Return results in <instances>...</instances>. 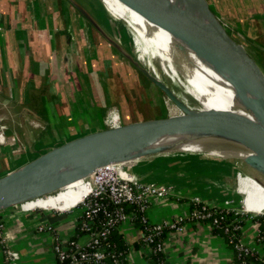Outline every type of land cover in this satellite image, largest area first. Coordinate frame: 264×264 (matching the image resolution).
I'll return each mask as SVG.
<instances>
[{
	"label": "crops",
	"instance_id": "0c3cea01",
	"mask_svg": "<svg viewBox=\"0 0 264 264\" xmlns=\"http://www.w3.org/2000/svg\"><path fill=\"white\" fill-rule=\"evenodd\" d=\"M208 1L217 15L235 22L241 36L257 43L263 55L264 0ZM88 5L81 0H0V96L9 101L8 116L16 122L0 138V175L13 168L11 161L21 163L46 148L104 128L111 110L121 124L146 118L158 107L146 101L142 82L146 75L128 56L127 39L119 40ZM148 161L143 170L158 171L163 177L153 181L163 182L167 177L172 183L169 196L152 200L148 215L153 221H170L187 212L197 195L214 205L237 202L234 190L213 176L200 177L206 171L203 167L184 168L199 174L198 180L190 182L177 177L171 167L169 171L164 168L166 163ZM240 183L248 187L242 191L249 193L251 185ZM62 195L22 204L30 210L19 205L0 210L6 242L19 251L21 264H55V235L68 238L75 233L76 209L56 208ZM231 207L238 209L243 220L242 240L253 246L259 221L237 203ZM48 224L50 228L45 227ZM119 230L129 243L132 263L152 264L142 246L133 244L142 235L138 226L126 223ZM255 246L264 256L262 244ZM163 254L165 264H235L232 248L202 221H187L181 230L167 229ZM0 264H4L1 244Z\"/></svg>",
	"mask_w": 264,
	"mask_h": 264
},
{
	"label": "water",
	"instance_id": "95a60500",
	"mask_svg": "<svg viewBox=\"0 0 264 264\" xmlns=\"http://www.w3.org/2000/svg\"><path fill=\"white\" fill-rule=\"evenodd\" d=\"M121 1L178 35L224 69L236 94L254 117L226 109L188 108L166 83L128 54L180 111L87 132L31 156L0 175V210L54 193L89 177L103 165L165 150L143 149L163 133L196 132L238 141L254 152L245 156L244 161L264 171V71L244 45L229 34L208 0H183L184 6L170 0Z\"/></svg>",
	"mask_w": 264,
	"mask_h": 264
},
{
	"label": "bare ground",
	"instance_id": "6f19581e",
	"mask_svg": "<svg viewBox=\"0 0 264 264\" xmlns=\"http://www.w3.org/2000/svg\"><path fill=\"white\" fill-rule=\"evenodd\" d=\"M170 1L173 4L184 6L183 0ZM193 11L196 12L195 9ZM91 12L119 40L125 42L126 38V41L129 39L136 58L141 64L157 79L164 83L165 79L169 80L168 84L174 94L188 108L195 110L226 109L254 117L250 109L236 94L227 72L195 51L178 35L146 18L121 0H94ZM116 20H123L125 23L121 31L115 27L114 21ZM161 148H165V150L143 155V158L166 163L177 155L200 157L207 155L213 160H221L230 164L233 159H243L254 153L251 148L238 141L223 136L196 132L163 133L143 149L152 151ZM141 156L113 162L104 167L111 168L113 164L121 167L126 163H135ZM213 160H201L203 169H206V165L221 166L217 163L214 165ZM237 178L247 185L256 186V190L264 197L263 183L239 169ZM94 180L96 177H92L91 174L89 177L80 178L54 193L37 198H49L56 193L64 194L56 201V205L58 204L56 208L68 210L88 195ZM257 209L250 212H264V209Z\"/></svg>",
	"mask_w": 264,
	"mask_h": 264
},
{
	"label": "built area",
	"instance_id": "2783aa9c",
	"mask_svg": "<svg viewBox=\"0 0 264 264\" xmlns=\"http://www.w3.org/2000/svg\"><path fill=\"white\" fill-rule=\"evenodd\" d=\"M106 122L110 126L120 124L118 114L111 110L106 117ZM107 165L95 170L94 174L97 175L91 191L82 201L72 207L82 208L77 217L75 231L78 228L83 231V234L76 239L72 236L62 238L55 235L52 242L56 257L55 264H133L128 252L123 253V250H119L115 243L108 241L114 228H122L126 223L134 225L133 219L139 217V220L145 223L147 232L145 233L144 228L138 227L142 235L136 241L142 240L141 246L145 252L151 249L163 250V238L158 239V235L165 227L181 230L185 222L202 221L211 214L210 203L194 196L192 200L201 203L200 208L177 214L170 221H150L146 212L152 200L169 196L172 192L171 186L140 180L123 169L115 173L107 172L103 169ZM19 205L23 208L22 203ZM126 205H131V210H126ZM217 219L218 217L213 218L212 224L217 223ZM50 226L48 224L45 227L50 228ZM0 244L4 264H21L19 251L10 247L6 242L2 221H0ZM234 246L244 252L257 248V246L245 243L241 237ZM260 264H264V258Z\"/></svg>",
	"mask_w": 264,
	"mask_h": 264
},
{
	"label": "rangeland",
	"instance_id": "374dc122",
	"mask_svg": "<svg viewBox=\"0 0 264 264\" xmlns=\"http://www.w3.org/2000/svg\"><path fill=\"white\" fill-rule=\"evenodd\" d=\"M81 2L86 8H88L89 7L88 4L92 5V2H94V0H81ZM210 6L212 7L213 10H215L213 8L212 3H210ZM218 16H219V19L224 23V26L226 27L229 34L233 38H235L236 40H238L240 43H242L244 45L246 50L250 53V55L254 58V60L260 65V67L264 71V53L262 55V53L260 54V52L257 51L258 50L257 48H259L257 43H254L252 40H247V38L241 36L237 32V28H236L237 26H235L234 21H230L229 19L227 20V19L221 17L220 15H218ZM114 24H116V26L119 27V30H121V29H123L122 27L125 23L123 20H116V21H114ZM128 41H129V39H128ZM129 48H130L131 56L141 64V62L136 58V55L132 49L130 41H129ZM142 82L145 84L144 96L146 98V101L149 102V100H150V102H152L155 106L158 105V107L155 108L154 110H152L150 113L148 112L146 118L148 116H150V118L151 117L166 116V115L174 114V113H177L180 111L178 106L162 90H160L155 84H153L148 79L147 76H146V79L142 80ZM165 83L169 86V84H168L169 80L165 79ZM150 106H152V104H150ZM9 108H10L9 101H6V99H4L0 96V135H1L0 138L2 140L6 137V134L9 133L8 130H9L10 125L11 124L16 125V122L11 121L9 119V116H8V113H9L8 109ZM2 112H4L5 114ZM142 119H145V117ZM29 124L32 125L33 123L32 124L29 123ZM106 126L108 127L110 125L106 122L105 127ZM201 160L203 161V160H213V159H211L207 155H201V157L197 156V155H195V156L177 155V156H174L173 159L167 161L164 168H166L169 171L170 167H172V171L175 172L177 177H181L183 179H185V178L190 179V182H191L192 181L191 179H197V180L199 179V178H196L198 173H194V169H184V168L186 166H195V167L198 166V167H200L198 169L201 170L202 169L201 168L202 167ZM2 161H4V159H2ZM18 162L19 161H17V162L11 161L10 167L16 166L17 164H19ZM155 162H157V161H155ZM231 162L229 164V163L223 162L221 160H213L214 165L218 164L221 166L206 165V171H203L202 174H200V177H206V179H207L210 176H213V179H216L217 182L223 183V185L228 187L230 190H234L235 194H237V197H236L237 198V202H236L237 206L239 208H242L243 210L246 209L245 211H248L252 215L254 212H250L251 210H258L257 208H259L260 210L261 209L263 210L264 209V197L259 194V191L256 190V186L254 187L253 185L250 187L251 190L249 191V193H247L246 191H242V188H244L245 186L243 185V183H240L242 181H240V179L237 178V172L239 169L241 172L248 173L249 175L254 176V177L262 180V182L264 183V171L257 169L254 166H251L250 164L246 163L244 161V159L236 158V159H233ZM148 164H150V162L147 159H144L143 156H141V157H138V160L135 163H126V164H123L121 167H119L117 164H113L111 168L108 167V168H103V169H105L107 172H113V173L119 171V169H123V170L129 172L130 174L134 175L136 178L148 182V181H153L154 177L162 175L157 170H156L157 173L156 172L153 173L152 169L143 170V166H148ZM158 167H159V165H158ZM96 175L97 174L93 173L92 177H95ZM169 175H170V172H169ZM159 178L163 179L162 176H160ZM161 181H163V182H158V183H164V184H168L170 186L172 185L171 182H168L171 180H168L167 177H164V180H161ZM154 182H156V180ZM171 188H172V186H171ZM247 188L248 187H245L244 190H248ZM223 191H224V193L226 192V190H223ZM220 195H222V194H220ZM197 197H199V196L197 195ZM208 197L209 196H206V199H208ZM199 198H201V197H199ZM206 203H208V202L206 201ZM236 203L233 202L232 205H230L231 204L230 203L229 206H227V207L230 208L231 206H236ZM210 206H217V205L210 204ZM19 207L21 208L20 205H19ZM231 208H234V207H231ZM21 209L25 210L23 208H21ZM75 209L76 210H74V213L78 214V215L82 211L81 207H76ZM146 214L149 218L148 209H147ZM254 214H264V212L254 213ZM149 220L153 221L150 218H149Z\"/></svg>",
	"mask_w": 264,
	"mask_h": 264
},
{
	"label": "trees",
	"instance_id": "16d2710c",
	"mask_svg": "<svg viewBox=\"0 0 264 264\" xmlns=\"http://www.w3.org/2000/svg\"><path fill=\"white\" fill-rule=\"evenodd\" d=\"M209 2V1H208ZM210 4V3H209ZM131 205H126V210H131ZM201 203H196L193 200L190 202L189 211H192L196 208H200ZM211 214L207 215L202 219V222L210 224L212 232L221 235L225 242L233 250L234 262L235 264H260L261 260L264 258L263 254L256 248L252 251L244 252L237 249L234 245L241 237V226L243 220L240 218V212L236 208H228L227 206H212L210 208ZM254 217L259 221V231L257 237L255 238V244H262L264 248V214H253ZM218 217V222L213 223V218ZM134 225L139 228H144L145 233L147 229L145 228V223L139 220V217L133 219ZM168 228L165 227L162 232L158 235V239H162L164 232ZM83 234V231L77 228L75 233L72 235L73 238H79ZM108 241L115 243V246L119 250H123V253L128 252L129 243L123 237L122 232L118 228H114L109 237ZM142 240L134 241V245H141ZM255 244L253 246H255ZM152 245V244H151ZM146 257L152 262V264H161L165 262L163 250H154L151 249L145 252Z\"/></svg>",
	"mask_w": 264,
	"mask_h": 264
}]
</instances>
